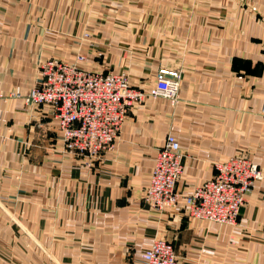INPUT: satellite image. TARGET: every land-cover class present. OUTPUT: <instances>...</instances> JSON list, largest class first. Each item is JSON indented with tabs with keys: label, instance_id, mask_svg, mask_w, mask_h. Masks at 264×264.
Wrapping results in <instances>:
<instances>
[{
	"label": "crops",
	"instance_id": "obj_1",
	"mask_svg": "<svg viewBox=\"0 0 264 264\" xmlns=\"http://www.w3.org/2000/svg\"><path fill=\"white\" fill-rule=\"evenodd\" d=\"M139 1L0 0V264H144L155 238L180 264H264V0ZM48 59L126 72L142 90L160 66L183 73L176 101L133 106L89 161L64 150L50 106L25 103ZM167 136L184 156L182 195L231 156L259 167L235 226L189 218L183 199L144 204Z\"/></svg>",
	"mask_w": 264,
	"mask_h": 264
},
{
	"label": "built area",
	"instance_id": "obj_2",
	"mask_svg": "<svg viewBox=\"0 0 264 264\" xmlns=\"http://www.w3.org/2000/svg\"><path fill=\"white\" fill-rule=\"evenodd\" d=\"M76 59L84 60L81 56ZM181 74L160 68L155 74V85L142 90L128 83L125 73H95L48 59L42 62L40 80L25 97V103L50 106L64 150L95 161L113 146L134 105L141 104L144 98L176 101ZM261 114L264 116V98ZM183 159L179 143L167 136L154 158L144 204L162 211L175 208L183 199L188 217L235 225L253 183L262 179L257 165L245 156H231L214 164L212 178L182 195L176 185L183 173ZM142 258L144 264H180L174 247L163 238H155Z\"/></svg>",
	"mask_w": 264,
	"mask_h": 264
},
{
	"label": "rangeland",
	"instance_id": "obj_3",
	"mask_svg": "<svg viewBox=\"0 0 264 264\" xmlns=\"http://www.w3.org/2000/svg\"><path fill=\"white\" fill-rule=\"evenodd\" d=\"M153 1L154 0H142V1H139V3L140 4H145V5H149V4H153ZM132 9V11L131 12H133V13H135V12H137V9L138 8H136L135 6H134V9L133 8H131ZM153 9V8H152ZM138 20L139 19H137V18H133V16H131L130 15V19L128 20V19H126V22H127V24L128 25H126L125 26V28L126 29H124V31L125 32H127V34H129L130 33V31L134 28V27H137L138 26ZM83 37H87V35H84V36H82V38ZM131 37L132 36H130V39H131ZM129 46V45H128ZM160 68H164V69H168V70H174V71H177V72H181V73H183V70L181 69V67H174V68H169L168 66H165V65H163V66H160V67H158V69H160ZM157 69V70H158ZM114 73H117V74H119V73H125L126 75V78H127V81H128V83H129V75L126 73V72H114ZM181 77H182V74H181ZM144 100H145V98H144ZM143 100V101H144ZM142 101V102H143ZM142 104V103H141ZM138 105H140V104H138ZM138 105H134V106H138ZM260 114H261V111H260ZM261 116H263L262 114H261ZM264 117V116H263ZM245 157L246 158H248V159H250L248 156H246L245 155ZM251 160V159H250ZM252 161V160H251ZM253 162V161H252ZM254 163V162H253ZM255 164V163H254ZM258 167V166H257ZM259 168V167H258ZM261 171V170H260ZM261 180V179H260ZM258 181V180H257ZM256 182V181H255ZM254 182V183H255ZM254 183H253V185H254ZM241 211V210H240ZM190 218V217H189ZM194 219V218H193ZM239 219V218H238ZM200 220H204V219H200ZM205 221H207V220H205ZM207 222H210V221H207ZM237 222H238V220H237ZM237 222H236V224H237ZM212 223H217V222H212ZM218 224H222V223H218ZM235 224V225H236ZM223 225H227V224H223ZM235 225H227V226H235Z\"/></svg>",
	"mask_w": 264,
	"mask_h": 264
}]
</instances>
